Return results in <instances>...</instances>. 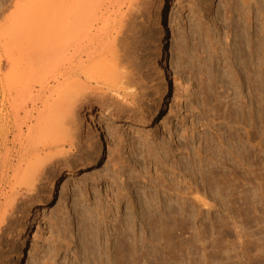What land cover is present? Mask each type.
I'll return each mask as SVG.
<instances>
[{
  "label": "rangeland",
  "instance_id": "obj_1",
  "mask_svg": "<svg viewBox=\"0 0 264 264\" xmlns=\"http://www.w3.org/2000/svg\"><path fill=\"white\" fill-rule=\"evenodd\" d=\"M139 1L94 3L93 10L102 11L98 25L112 29L109 50L94 58L105 68L97 61L91 66L116 73L113 84V73L106 82L101 69L81 79L97 94L82 112L91 106L94 128L101 113L137 122L161 101L166 76L156 0ZM17 2L35 4L0 0V25ZM167 13L170 107L150 128L106 121L104 159L64 177L56 204L29 232L23 264H264V0H171ZM99 133L89 131V147L41 155L19 152L18 141L3 143L0 134V264L15 262L19 229L32 217V203L47 199L58 171L67 174L79 161L98 157ZM35 155L56 161H48L42 181L26 186L21 178Z\"/></svg>",
  "mask_w": 264,
  "mask_h": 264
},
{
  "label": "bare ground",
  "instance_id": "obj_2",
  "mask_svg": "<svg viewBox=\"0 0 264 264\" xmlns=\"http://www.w3.org/2000/svg\"><path fill=\"white\" fill-rule=\"evenodd\" d=\"M5 1V6H8L10 2L13 3V0ZM96 1L35 0L34 7L31 8H23L21 2H17L16 9L19 11L12 15L10 12L9 15L11 16L6 17V21L0 25V134L5 137L3 143H11L16 146V141H18L19 152L25 151L29 154L33 150H38L37 154L41 155L39 153L41 150L43 152L52 151L58 147L64 149L68 146L72 150L80 148L82 145H84V148L85 145L89 147L91 144L88 139L90 136L89 131L92 130L96 134L99 129V135L101 134L99 142L95 144L94 148L98 153V157L92 162L79 161L77 166L67 174L59 170L48 185L47 199L32 203L30 207V212L33 213L32 217L19 229V235L22 238L20 239L21 243L17 258L13 264L24 263L30 242L29 232L38 225L42 211L50 209L56 204L58 188L64 177L77 176L87 168L97 166L104 159L106 143L109 142L106 121L116 120L118 127H124L125 129L137 126L150 128L159 125L163 112L171 105L174 77L168 63L170 34L167 23V8L171 0H156L154 23L160 26L163 35L162 54L159 59L162 66L160 70L166 76L162 81L163 86L160 90L161 101L157 102L155 109L148 116L146 115L147 117L144 120H136L137 122H132L131 119H126L116 113L106 112L100 114L99 122L95 124L97 128H94L92 123H95L96 120L94 121L91 106H89L87 114L83 115L82 112L86 104L90 103L89 97L93 96L95 92L92 93L94 89L88 87L87 83L81 81V79L84 78L85 80L86 78L88 80L92 75H97L95 72L96 70L98 72V69H101V73L108 72L106 75L103 73V80L106 82L110 78L114 80V74H116L115 71L112 72L109 69H106L108 70L106 71L102 70L101 67L97 69L91 66L96 61L97 64L102 63L98 62V59L94 60L95 53L100 51V53L105 54L109 50L110 44V41L106 42V40H111L110 34H108L109 27L98 25L99 20H102V16L98 17V15L102 11L93 10ZM13 4L15 5V2ZM103 5L105 4L101 6ZM137 6L136 3L138 9ZM6 11L5 9L3 13L5 14ZM120 27H122V24ZM116 33L118 32L116 31ZM112 49L114 50V48ZM159 61L157 62L159 63ZM97 64L95 63L94 66H97ZM100 66L104 67V63ZM110 73H113V77L110 75V78L108 76L104 79V76ZM116 76L119 80L120 75L117 74ZM98 79H102L101 76ZM86 125L88 131L85 129ZM55 133L58 136V133H61L62 138H56L58 136ZM47 135V138L53 135L51 136L52 140L49 139L50 142L43 141L46 138L44 136ZM77 144H81V146L79 145V147ZM7 146L9 147V145ZM10 151L12 150L8 149L3 158L4 166L9 164L7 157ZM44 154H47V152ZM56 154L54 155L55 159L58 156ZM58 154L61 155L60 152ZM39 155L37 157L35 155L36 159L31 160L30 163L26 164L27 166L25 165L26 169L21 181L23 180L26 186L30 185L29 182L35 184L42 181L40 180L41 174L46 169L48 161L51 162L53 159V156L38 157ZM66 155H69L68 151ZM59 157H62V155ZM20 170L19 168L17 171L20 172ZM19 172H17L18 176H20ZM17 178L15 179L17 180ZM24 183L21 185H24ZM186 212V210L182 211V215H186Z\"/></svg>",
  "mask_w": 264,
  "mask_h": 264
}]
</instances>
